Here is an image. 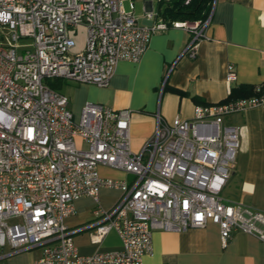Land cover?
<instances>
[{
	"label": "built area",
	"instance_id": "1",
	"mask_svg": "<svg viewBox=\"0 0 264 264\" xmlns=\"http://www.w3.org/2000/svg\"><path fill=\"white\" fill-rule=\"evenodd\" d=\"M134 1L0 0V261L39 249L33 264H144L153 231L182 232L209 221L223 246L235 232L264 241V212L220 196L240 144V128L225 118L264 108V84L247 97L195 105L190 119L166 122L157 113L139 152L131 148V110L85 103L76 118L68 98L48 84L104 87L120 61L139 62L150 38L171 27L190 33L184 54L196 57L209 16L166 21L153 9L192 0H140V17ZM79 26L85 43L74 53L70 29ZM235 80L229 64V94ZM100 166L133 180L103 178ZM103 188L122 193L110 210L100 205ZM81 197L94 202L93 222L70 229L66 220ZM83 229L95 245L115 232L120 248L80 255L73 235Z\"/></svg>",
	"mask_w": 264,
	"mask_h": 264
},
{
	"label": "crops",
	"instance_id": "2",
	"mask_svg": "<svg viewBox=\"0 0 264 264\" xmlns=\"http://www.w3.org/2000/svg\"><path fill=\"white\" fill-rule=\"evenodd\" d=\"M153 9L166 21L180 20L171 19L165 6L153 4ZM208 16L194 59L184 54L189 32L171 27L156 33L141 60L120 61L106 86L73 83L68 98L73 115L77 118L85 103L131 110V148L139 152L153 134L157 113L166 122L176 116L190 119L195 105L225 102L240 88L264 84V0H213ZM229 64L236 72L230 94L225 84ZM225 124L240 128V144L220 196L264 212V108H248L229 116ZM98 171L103 178L133 180L108 167L100 166ZM121 195L118 189H101V207L110 210ZM74 207L75 214L66 220L68 227L89 226L94 219L92 199L81 197ZM73 241L80 255L120 248L119 236L113 231L97 245L91 244L88 229L75 233ZM152 245L153 252L143 258L144 264H264V241L235 232L223 246L218 225L210 221L182 232L155 230Z\"/></svg>",
	"mask_w": 264,
	"mask_h": 264
},
{
	"label": "rangeland",
	"instance_id": "3",
	"mask_svg": "<svg viewBox=\"0 0 264 264\" xmlns=\"http://www.w3.org/2000/svg\"><path fill=\"white\" fill-rule=\"evenodd\" d=\"M143 1L140 0H135V14L136 16L140 17L143 14ZM125 6L127 7V2H125ZM70 36L74 39L76 43V47L74 48L73 52L77 53L81 51L84 47L85 43V37H86V31L85 28L82 26H79L74 29H70ZM48 84L59 91L60 93L64 94L67 98L71 96L72 93V87L73 83L72 81L64 80V79H50L47 81ZM229 117H226L227 119ZM110 170V168H109ZM111 171H114L111 169ZM224 194V192L222 193ZM86 233H83L82 235H85ZM40 255V250L39 249H32L28 250L19 254H16L14 256H11L4 261L0 262V264H9V260H14L16 264H33L34 261L39 257ZM7 261V262H6Z\"/></svg>",
	"mask_w": 264,
	"mask_h": 264
},
{
	"label": "trees",
	"instance_id": "4",
	"mask_svg": "<svg viewBox=\"0 0 264 264\" xmlns=\"http://www.w3.org/2000/svg\"><path fill=\"white\" fill-rule=\"evenodd\" d=\"M213 0H192V2L184 6L181 3H174L167 8L166 13L171 19H180L188 21H203L208 17ZM253 87H244L234 92V97H247L253 94Z\"/></svg>",
	"mask_w": 264,
	"mask_h": 264
}]
</instances>
